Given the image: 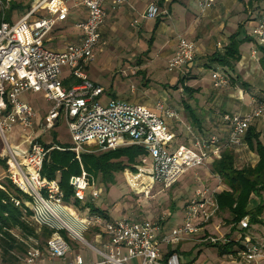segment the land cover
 Returning <instances> with one entry per match:
<instances>
[{
	"label": "built area",
	"instance_id": "obj_1",
	"mask_svg": "<svg viewBox=\"0 0 264 264\" xmlns=\"http://www.w3.org/2000/svg\"><path fill=\"white\" fill-rule=\"evenodd\" d=\"M21 0H0V158L5 165L0 172V189L7 191L5 182L23 194H10L15 206L32 211L31 220L37 231L43 226L52 230L43 247L33 238L25 240V264H217L196 261L204 245L233 244V252L223 257L241 264H264V225L251 223L249 215L243 217L235 230L228 234L219 232L225 226L218 215L220 207L217 194L226 188L220 176L213 173L211 164L221 158L225 148H242L245 136L255 121L264 115V100L250 112H224L220 122L226 127L227 139L220 141L216 134L208 137L196 135L189 145L174 146V133L168 119L179 120V114L163 101L153 106L123 99L103 103V89L93 82L86 71L87 64L96 55L100 43V29L106 19V0H80L86 7L87 17L76 25L81 30L78 42L69 43L56 50L46 45L48 34L68 17L66 0H33L28 11L18 20H5L6 10ZM116 5L130 0H115ZM198 15H205L215 0H195ZM162 11L157 2L150 3L140 18L157 19ZM134 19L132 24H137ZM255 39L264 46V10L254 25ZM196 46L192 40L179 35L176 50L167 63L170 72L182 70L194 63ZM254 58L257 53L251 50ZM69 70V85L61 78ZM135 71H133L134 73ZM213 87H225L229 79L217 67L211 71ZM25 91L40 92L51 103L44 123L43 133L64 121L72 150L78 160L87 147L109 151L131 145L145 150L134 165L138 177L128 180H146L144 191L155 185L169 188L187 171L205 169L206 178L198 173L194 181L198 186L187 198L180 223L171 222L172 212H162L156 219L124 217L114 220L93 211L90 204L99 198L91 184L89 174L81 166V173L72 175L69 183L72 198L80 203L64 201V193L57 179L42 175L44 161L50 150L38 141L33 128V107L20 100ZM21 126L30 134H22L20 143H13L9 134L14 126ZM35 136V137H34ZM49 144V143H46ZM25 146V149L22 148ZM208 173V174H207ZM208 179H217L208 185ZM147 190V191H146ZM220 222V223H219ZM215 223H218L217 225ZM212 226V227H210ZM229 227V232H230ZM64 232L65 234L61 233ZM93 234L95 244L87 241L84 233ZM75 240L98 260L85 257L69 239ZM191 243L189 252L182 244ZM189 252V253H188ZM58 260V261H57Z\"/></svg>",
	"mask_w": 264,
	"mask_h": 264
},
{
	"label": "rangeland",
	"instance_id": "obj_2",
	"mask_svg": "<svg viewBox=\"0 0 264 264\" xmlns=\"http://www.w3.org/2000/svg\"><path fill=\"white\" fill-rule=\"evenodd\" d=\"M32 2L33 0H21L20 4H22L23 7L21 9L13 10V5L15 3H18L14 2L11 5L10 9L6 10L5 20L9 22H14L18 20L28 11ZM263 9L264 0H258L257 3L254 2L253 6L249 8L250 13L248 14V16L244 15L242 18L244 24L240 27L238 25V27H236L234 30L236 35L235 37L239 41H242L237 42L235 40V43L237 42L238 45L244 44L242 46V49L240 48L242 52V58L235 61L234 68L229 69L228 67L217 61H212L210 62V64L213 68L217 67L222 73L227 76L228 79H230L231 76L233 77V75H239L240 78H243L244 80L250 82V84H248V88L250 90L255 87L256 89H261L264 92V59H261V57L264 55V46L257 43L253 31V27L256 24L257 18ZM246 38L250 39H247V44H245L244 42V39ZM252 49L256 50V61L251 60V58H249ZM106 53L107 48L104 52H102L99 56H97L89 63L91 68L90 72H88V75L91 76L92 70V74L96 76V78H98V83H100V85L105 90V93L100 98L101 101L104 102L107 97L111 96V93L113 91H119V96L121 97L122 95H126V93L132 89V87H135L137 91H140V94L144 90L147 91V97L153 100L160 99L161 96H164V100H167L169 104L179 109V112L177 111L179 114V118L183 119L184 121H189V116L187 115L188 112H186L181 106V102L185 101L186 103L190 104L191 107L194 108L195 106H197V108L201 110L199 111L197 109H194L197 115L202 116L200 120L205 132H200L204 133L206 137L212 134H216L221 142L226 139L227 130L226 127L220 122V120L218 121L219 128L216 127V130H214L215 127H212L211 124L205 120L207 116V112L205 111V100L211 93H214L216 89L213 87L211 82L212 68L207 65L200 66V64L198 63L199 78H184L183 81H180L176 79L178 73H172L168 71L167 63L165 64L164 61L160 59H155V53L152 52L149 55L151 59H146V62L142 64L143 70L146 74V85L143 86L142 77L131 80L130 78H128L131 75H129L128 70L125 68L121 71V74L125 75L126 77L121 75L119 72L115 73L114 70H110L108 66L109 62H104ZM112 57L114 59L112 64H116L117 66L119 65L120 67L122 65V62L119 59V55L116 53H112ZM122 57L131 60L132 62H136L138 59L136 56L131 55H123ZM261 60L263 61V64L261 63ZM134 65L137 66V64H131L132 68ZM129 70L131 71L132 69L129 68ZM133 71H135L133 73V76H136L138 74V71L136 69H133L132 72ZM68 77L69 70L65 68L61 74V78L63 81L67 82L65 83L66 85H68ZM231 88L232 92L238 94V88H235L234 85H232L231 87L226 85L225 87L217 89L218 92L221 94L231 90ZM239 88L244 91V95L245 90H249L243 85L239 86ZM263 94L254 93V102L256 103L257 100L261 99L264 96ZM19 98L20 100L29 103L33 107L36 116L32 129L34 130L35 135L38 137L37 139L39 142L45 144L57 143L60 146L72 145L68 134L67 126L62 120L56 123L55 127L52 130H49L46 133L42 132L41 124L44 123V117L47 114L48 109L51 107V103L44 98L42 93L25 91L19 95ZM244 100V102H247L246 96ZM248 104L249 103H247V105L245 104V106L247 107ZM180 106L182 109L179 108ZM167 124L171 126L172 121L168 120ZM194 128L191 127L193 132L195 131ZM173 129L177 130V141L179 143H183L185 145L190 143L191 135L189 131L185 130L186 133H184L185 131L182 130L184 129V127L181 126L180 128H177L175 126V128L173 127ZM180 130L183 132L180 133ZM30 131V129L24 131L21 126L16 125L14 126L13 131L9 134V138L13 143H20L22 134H30ZM195 133L198 132L195 131ZM22 148L25 149V146L22 145ZM83 153H99V151L95 147L89 146L81 154ZM256 160L257 154L253 151L247 150L246 148L235 152V165L238 168L247 165H253L255 164ZM137 162L138 157L132 166H126L121 172L114 173V183H104L101 181L99 176L91 174V184H94L93 187L99 192L100 195L98 199L92 202L93 205L97 208L102 209L104 214L108 218L114 220H120L124 217H130L133 219L146 218L152 220L156 219L160 214H162V212H172L173 217L171 218V222L180 223V217L182 215V209L185 204V201L187 198L191 197L193 191L198 186V184L194 181L196 173H198L201 177H203V179H205L207 170L201 168L187 171L171 187L163 188L160 185H155L151 188L148 193H146L144 191L146 180H143V177L139 178L137 182L132 179L133 177L140 176L137 175V169L134 168V165H136ZM3 170L4 168L0 165V172H3ZM126 173H128L132 177V181L128 180V174ZM206 183L208 185H215L218 183V181L217 179H208ZM260 205L261 213L258 219H261L264 222V192H262L260 196L253 194L252 201L250 202V209L254 210ZM224 215L225 217L229 216V214L224 213L218 215V219L220 222L225 220ZM215 224L217 225L218 223ZM219 232H227L228 234H231L233 231L229 232V227H223L219 228ZM84 237L87 241L95 244V235L93 237V234L90 231L85 232ZM67 239H69V237H67ZM69 240L74 246V248L79 251L84 257L85 255H89L90 259H92L93 261L98 260V257L94 252L90 253V251H88L84 246H82L75 240ZM39 244L41 245V243ZM43 246L44 244L41 245V247ZM181 246L187 247L188 243L184 245L182 244ZM207 246L208 245H204V248ZM207 248L209 249L199 253L198 257L196 258V261L221 262L222 260H227L226 258L221 257V255L216 252L215 247L209 246ZM18 264H25V262L20 259Z\"/></svg>",
	"mask_w": 264,
	"mask_h": 264
},
{
	"label": "crops",
	"instance_id": "obj_3",
	"mask_svg": "<svg viewBox=\"0 0 264 264\" xmlns=\"http://www.w3.org/2000/svg\"><path fill=\"white\" fill-rule=\"evenodd\" d=\"M257 1L258 0H215L213 7L205 15L199 16L195 0H130L132 7L125 3L118 6L116 5L115 0H106L104 3L106 19L100 29V43L96 48L95 58L107 48L104 62H109L108 66L110 70H114L115 73L119 72L121 74V71L125 68L128 70L129 75H131L128 78L132 80L142 77V85L144 86L146 85V74L143 70L142 64L146 62V59H151L149 55L152 52L155 53V59H160L164 61L165 64L168 63L169 59L173 56L176 50L178 36L183 35L195 43V60L192 65L172 73L177 72L178 78L176 77V79L180 81H183L184 78L197 79L199 78L198 63L200 66H209L210 62H212L211 57L213 53H223L225 51V48L230 43L231 35L235 34V28L238 27V25L240 27L244 24V21L242 20L243 16H248L250 13L249 8L253 6L254 2L257 3ZM152 2H157L161 10L163 12L166 11L167 13H161V15L155 20L140 18V14L143 13L147 6ZM66 4L68 7L67 19L60 22L46 37V45L49 48L56 50L62 49L69 43L78 42L81 37L82 32L76 24L86 19L87 9L80 4V0H66ZM134 19H138V23L133 25L132 22ZM247 39L249 38L244 39L245 44H247ZM243 45L244 44L239 45L238 47L240 58H242V52L240 48L242 49ZM112 53L119 55V59L122 62L120 67L119 65L117 66L116 64H112L114 60ZM123 55L136 56L138 59L136 62H132L131 60L123 58ZM249 58L256 61L257 55L253 58L250 52ZM261 59H264V55L261 57ZM262 60L261 63L263 62ZM89 63L86 67L87 74L90 72L91 68ZM131 64H137V66L134 65L132 68ZM209 67L212 68V70L215 68L212 66ZM129 68L132 70L136 69L138 74L133 76L134 74L132 70H129ZM123 76L126 77L125 75ZM89 78L93 82L100 85V83L97 81L98 78L92 74V70L91 76H89ZM241 84H244V86L249 89V81L240 78L239 75H233V77H230L227 85L229 87L234 85L235 88H238V94L232 92V88L231 90L220 94L216 88L214 93H211L205 100V111L207 112L205 120L210 123L212 127H215L214 130L217 129L216 127L219 128V117L224 112H250L257 107L260 101L264 100L263 96L255 103L253 94H263L264 92L261 89H256L254 87L251 90H245L244 95V91L239 88V86H242ZM104 93L105 90L103 89L101 96ZM245 96L247 102H244ZM164 98V96H161L160 99H150L147 97V91L144 90L140 94V91H137L135 87H132V89L128 91L126 95H122L121 97L119 96V91H113L111 96L107 97L104 102H101L108 103L111 99H123L134 103L153 106L155 102L163 101L166 105L173 107L177 111L179 110L175 106L169 104L167 100H164ZM247 103H249L248 106L250 105L249 107L247 106L248 108L245 106ZM181 106L186 112H188L187 115L189 116V121L186 119V121H184L181 118H179V120L168 119L172 121V125L168 126L175 135L173 142L175 147L183 144L177 141V130L173 129L175 126L177 128H180V126L184 127V129H182L183 131L187 130L190 132L191 136L189 144L192 143L196 135L205 136L204 133L200 132H205L200 120L202 116L197 115L194 111V109L199 110L197 106L193 108L185 101L181 102ZM181 106L179 107L180 109H182ZM190 110L194 112V115L189 114ZM252 126H254L257 131L264 133V115L255 119V121L252 123ZM191 127L194 128V130L198 133H195V131L193 132ZM199 127L202 129H199ZM183 131L180 130V133ZM184 133H186V131ZM243 148L249 150L247 144L245 143L242 148H238V150L235 149L234 152L242 150ZM207 247L204 248V246H202L200 252H204L205 250L209 249ZM186 248L190 252L193 248V245L189 243ZM221 257H223V255ZM210 263L241 264L230 259L222 260L221 262Z\"/></svg>",
	"mask_w": 264,
	"mask_h": 264
},
{
	"label": "trees",
	"instance_id": "obj_4",
	"mask_svg": "<svg viewBox=\"0 0 264 264\" xmlns=\"http://www.w3.org/2000/svg\"><path fill=\"white\" fill-rule=\"evenodd\" d=\"M20 2L13 5V10L23 7ZM235 36V34L231 35L230 43L223 53L212 54L211 61H217L229 69L234 68L235 61L240 58L237 43L239 40ZM70 82L69 79L68 83ZM63 83L65 84L66 81ZM189 114L194 115V112L190 110ZM199 129L202 128L199 127ZM244 141L248 149L257 154L258 158L254 165L236 167L235 152L232 148L223 149L221 158L211 164L212 172L220 176L226 185V188L217 194V199L220 214H229L228 217L224 215L225 220L222 222H225L224 227H231L230 231H234L238 222L247 215L250 216L251 223L261 225L264 223L258 219L262 204L254 210L250 209L253 194L260 196L264 192V133L257 131L251 125ZM45 146L47 148L59 146L62 149L54 148L49 151L44 161L42 175L48 179H57L64 193V201L73 202L77 206L80 203L72 198L73 190L69 179L72 175L81 173V166L89 176L95 174L104 183H114L113 174L121 172L126 166H132L137 157L145 152L140 146L131 145L109 151H99V153H83L81 159L78 160L75 153L70 150L71 146H60L57 143L45 144ZM0 165H5L1 158ZM5 187L7 191L0 189V264H18L27 249L24 241L31 237L41 247L51 235L52 230L43 226L40 231H37V227L31 220L32 211L29 208L24 210L17 207L10 200V194L21 197L23 193L12 187L9 181L5 182ZM90 205L93 211L104 214L102 209L93 204ZM61 233L65 234L62 231ZM209 246L215 247L221 256L233 252L232 243L209 244Z\"/></svg>",
	"mask_w": 264,
	"mask_h": 264
}]
</instances>
